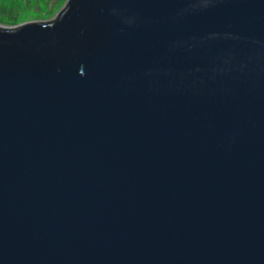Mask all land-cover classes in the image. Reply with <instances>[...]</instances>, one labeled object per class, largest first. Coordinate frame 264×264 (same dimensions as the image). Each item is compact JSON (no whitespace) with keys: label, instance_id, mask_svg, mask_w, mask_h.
Segmentation results:
<instances>
[{"label":"water","instance_id":"water-1","mask_svg":"<svg viewBox=\"0 0 264 264\" xmlns=\"http://www.w3.org/2000/svg\"><path fill=\"white\" fill-rule=\"evenodd\" d=\"M67 3L0 26V264H264V0Z\"/></svg>","mask_w":264,"mask_h":264},{"label":"rangeland","instance_id":"rangeland-1","mask_svg":"<svg viewBox=\"0 0 264 264\" xmlns=\"http://www.w3.org/2000/svg\"><path fill=\"white\" fill-rule=\"evenodd\" d=\"M68 0H0V26L55 19Z\"/></svg>","mask_w":264,"mask_h":264},{"label":"trees","instance_id":"trees-1","mask_svg":"<svg viewBox=\"0 0 264 264\" xmlns=\"http://www.w3.org/2000/svg\"><path fill=\"white\" fill-rule=\"evenodd\" d=\"M67 4H68V3H67ZM67 4H66V6H64L65 8L67 7ZM65 8H64V9H65Z\"/></svg>","mask_w":264,"mask_h":264}]
</instances>
